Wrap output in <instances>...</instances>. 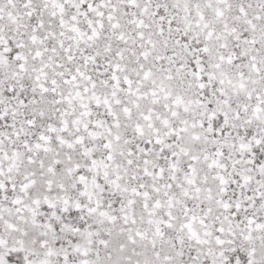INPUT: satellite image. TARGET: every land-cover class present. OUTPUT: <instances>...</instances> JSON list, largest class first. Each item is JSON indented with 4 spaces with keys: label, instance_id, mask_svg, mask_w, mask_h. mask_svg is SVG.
Segmentation results:
<instances>
[{
    "label": "snow or ice",
    "instance_id": "1",
    "mask_svg": "<svg viewBox=\"0 0 264 264\" xmlns=\"http://www.w3.org/2000/svg\"><path fill=\"white\" fill-rule=\"evenodd\" d=\"M0 264H264V0H0Z\"/></svg>",
    "mask_w": 264,
    "mask_h": 264
}]
</instances>
